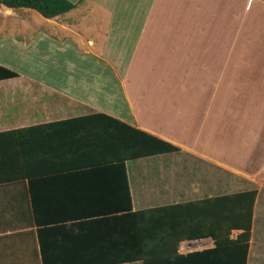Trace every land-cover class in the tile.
<instances>
[{"label":"crops","instance_id":"obj_1","mask_svg":"<svg viewBox=\"0 0 264 264\" xmlns=\"http://www.w3.org/2000/svg\"><path fill=\"white\" fill-rule=\"evenodd\" d=\"M66 1L55 18L0 4V65L19 74L0 80V133L38 128L28 160L43 172L84 161L52 162L62 130L47 125L98 114L180 150L0 184V236L41 225V264L113 261L135 240L130 212L255 191L247 264H264V0Z\"/></svg>","mask_w":264,"mask_h":264},{"label":"trees","instance_id":"obj_2","mask_svg":"<svg viewBox=\"0 0 264 264\" xmlns=\"http://www.w3.org/2000/svg\"><path fill=\"white\" fill-rule=\"evenodd\" d=\"M0 4L9 9H32L46 18L63 15L74 7L66 0H0ZM17 76V72L0 65V80ZM47 126L62 130L54 133L60 135L62 140L51 138V147L44 150L54 153L50 156L52 162H61L69 157H80L84 161L43 172L31 166L28 160V153L32 149L27 144L38 128L0 133V184L24 181L45 173H57L61 169L66 170L68 166L82 168L102 164L101 161L124 165L126 160L180 150L164 140L103 114L55 122ZM99 132L101 133L98 134ZM255 196L256 192L252 191L199 203L130 212L127 220L135 240L132 237L130 243L124 246L127 249V253L123 254L124 258L90 264L135 261H143L144 264H247L251 239V209ZM208 207L218 213L215 215L218 217L217 223L223 225L216 230L207 229L201 217ZM35 220L38 222L39 214H35ZM235 229H242L243 232L238 237L231 238ZM208 237L215 240V248L193 252L187 256L179 254L178 243L181 240ZM174 240L177 242L174 243ZM38 245L41 255L43 253L44 256V230L41 225L36 231L0 236V264H41ZM42 264L62 263L43 259Z\"/></svg>","mask_w":264,"mask_h":264},{"label":"built area","instance_id":"obj_3","mask_svg":"<svg viewBox=\"0 0 264 264\" xmlns=\"http://www.w3.org/2000/svg\"><path fill=\"white\" fill-rule=\"evenodd\" d=\"M215 244L211 240H195L186 242L182 248H180L179 252L187 254L194 251H203L213 247Z\"/></svg>","mask_w":264,"mask_h":264},{"label":"rangeland","instance_id":"obj_4","mask_svg":"<svg viewBox=\"0 0 264 264\" xmlns=\"http://www.w3.org/2000/svg\"><path fill=\"white\" fill-rule=\"evenodd\" d=\"M8 49V51H9V48H7ZM8 56H12V57H14L17 61L16 62H14L16 65H18L19 67L20 66H22L23 65V63L22 62H19L18 61V58L21 56V54H19V53H11V52H8V54H7ZM30 68V66L27 64V65H25L24 66V68H19L20 69V71H23V72H29V73H32L31 72V70H28ZM46 71H48V73H50L51 71L49 70V68L48 69H45V70H41V69H39V70H34V72H35V74H33V75H36V76H42V75H45V72ZM50 75V74H49Z\"/></svg>","mask_w":264,"mask_h":264},{"label":"clouds","instance_id":"obj_5","mask_svg":"<svg viewBox=\"0 0 264 264\" xmlns=\"http://www.w3.org/2000/svg\"><path fill=\"white\" fill-rule=\"evenodd\" d=\"M180 250V249H179ZM207 250V249H206ZM203 251H205V250H203ZM194 252H201V251H194ZM191 253H193V252H191ZM190 254V253H189Z\"/></svg>","mask_w":264,"mask_h":264}]
</instances>
